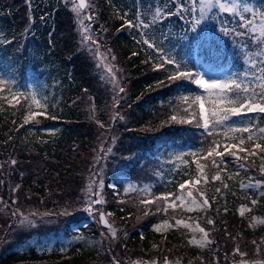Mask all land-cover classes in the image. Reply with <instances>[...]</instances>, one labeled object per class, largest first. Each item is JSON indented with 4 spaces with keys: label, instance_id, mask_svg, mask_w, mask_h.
<instances>
[{
    "label": "trees",
    "instance_id": "16d2710c",
    "mask_svg": "<svg viewBox=\"0 0 264 264\" xmlns=\"http://www.w3.org/2000/svg\"><path fill=\"white\" fill-rule=\"evenodd\" d=\"M260 3L264 10V2ZM95 4V17L107 29L100 43L125 66L130 97L126 120L112 128L109 136L117 169L100 177L104 189L113 182L117 190L108 189L105 208L116 219L133 218L124 243L135 256L163 259L180 254L205 264H231L227 260L230 243L243 251L250 250L256 238L264 241V224L253 223L264 210V191L243 187L264 182V152L254 151L256 145L264 146L260 131L264 113L246 112L247 93L233 89L234 104L243 105L241 127L226 136L219 131L207 133L200 111L204 91L194 80L207 70L229 72L241 65L242 57L236 52L231 55L236 48L230 39L213 44L201 38L192 26L191 0H95ZM30 7L23 0H0V74L9 72L22 87L0 90V164L7 165L0 169V197L10 201L13 186L20 185L40 200L58 196L62 202L74 190L81 192L83 174L88 173L84 165L101 132L92 105L106 121L103 108L108 99L93 57L78 52L76 23L61 0H33ZM158 8L163 9L160 18L153 14ZM165 30L168 34L161 39L159 33ZM30 44L41 56L33 65L47 69L56 86L37 117L30 116L26 66ZM176 65L181 72H191L192 78L171 80L178 74ZM174 144L191 148L180 166L167 159ZM226 146L236 152L235 158L227 154ZM212 149L225 155H210ZM11 160L17 162L15 167ZM217 174L220 179L214 180ZM195 178L200 180L194 190L200 205L190 208L191 201L180 204L177 198L176 206L167 209L164 198L178 197ZM127 182L132 185L128 192L123 189ZM241 206L246 208L240 212ZM177 219L200 221L210 228L213 241L205 246L189 242L190 233ZM80 232L85 236L64 249L9 245L0 250V264H85L100 255L102 245L96 229L82 227Z\"/></svg>",
    "mask_w": 264,
    "mask_h": 264
},
{
    "label": "rangeland",
    "instance_id": "374dc122",
    "mask_svg": "<svg viewBox=\"0 0 264 264\" xmlns=\"http://www.w3.org/2000/svg\"><path fill=\"white\" fill-rule=\"evenodd\" d=\"M191 1L193 4V0ZM261 1L264 2V0H195L194 4L196 11L193 12V20L194 22L200 20V24L196 25V28L201 38L205 36L206 39L203 40L213 44L215 41L219 43L220 41L224 42V39H230L232 48H236L230 52L231 55L236 52L237 56L242 57L241 65L229 72L221 71V69L218 71L207 70L201 72L197 78H203L209 82L220 80L222 83H228L230 88L233 86V82L240 84L241 90L239 93H247L245 98L248 102L243 104L244 107L251 102H264V96L261 95L264 92V10H262L263 7L260 9L262 6ZM210 3L213 4L211 8H209ZM23 4L31 9L30 6H32L33 0H23ZM61 4L65 6L64 8L66 11L68 10V13L72 14L71 17L76 23V34L80 43L78 52L93 57V61L102 75L100 86L108 99L106 108H103L106 121L100 119L97 115V109L92 105L93 119L101 126V132L97 135L93 147L90 148V161L88 159L84 165V170L88 173L83 174L84 184L81 192L74 190L72 194H69L68 200L62 202H60L58 196L57 198L55 196L52 199L40 200V198L20 189V185H14L10 201L3 200L0 197V250L7 248L9 245L18 248L32 246L41 250H50L54 247L64 249L85 236L84 232H80L81 228L84 227L85 229H96L99 232V243L102 245L100 249L102 252L99 251L100 255L96 259L85 262V264H205L199 259L192 260L180 254L171 257L167 255L163 259L159 257L143 258L135 256L127 250V245L124 243L125 232L127 229L131 230L134 226L133 218L125 217V219H122L121 216V219H116L105 208L109 201L106 196L108 195L107 191H110L108 189L117 190V187L110 182L107 189H104L105 181L100 177L102 175L105 177L107 172H114L117 169L116 165L114 166L111 154L114 141L113 143L112 140L109 142V136L112 135V128L115 129L117 125L123 123L124 119L126 120L127 105L130 103L125 66L122 65L114 51L100 43V39L103 40V35L107 32V29L95 17V11H97L95 0H88V4L84 9L79 6L77 0H61ZM221 4L233 8L234 11H224L220 8ZM245 7L251 11L244 12ZM257 9H260V11ZM162 11V8H158L153 14L156 18H160ZM201 11L204 13L203 19L200 17ZM241 17H243V21H241ZM31 18L32 13L30 11L26 15V22H30ZM238 23L241 26L237 25ZM145 26H148V24L145 23ZM167 34L168 30H165L161 31L159 36L164 39ZM256 37H260V39L257 40ZM26 51L28 54L26 66L31 89L29 104L33 107V113L30 116L37 117L42 114L47 105L46 99L49 95L50 97L53 95L56 86L51 81L47 69L36 68L33 65L34 62L41 60V56L36 55L35 46L28 45ZM16 82L15 77H12L9 72L0 74V90L4 88L3 90L8 92L20 91L22 87L17 85ZM197 86L204 91L202 103L204 112L209 115V126L205 128L207 133L219 131L226 136L232 130L241 127L239 113L243 105L238 107L234 104L233 91L228 92L227 98L221 101L219 97L225 93L219 90L209 91L199 85ZM121 88L123 92L120 91ZM243 89L247 91L245 92ZM20 94H17V96ZM36 100L40 101L39 105L35 103ZM87 104L91 105L92 103ZM221 108L224 110L236 108L238 112L236 114L229 112L228 119L222 120L223 112ZM213 112H216L217 115L213 116ZM214 121H219L216 127L212 126ZM189 150H191L189 146L180 148L178 144H174L170 151V157L167 159L175 166H180L186 162L185 155L188 154ZM6 167L7 165L0 164L1 170ZM12 167H15V165H12ZM29 167L32 170L34 166L30 165ZM199 182V178H195L187 184L178 197H168V202L165 205L167 209L176 206L177 198L180 204H187L191 201L188 205L190 208L199 206L200 204H197L194 197V190L198 187ZM101 183L103 184L102 187L100 186ZM252 183L264 191V182L253 181ZM89 188H91V192H89ZM123 189L128 192L132 189V185L127 182ZM189 191L192 192L191 197L187 195ZM97 200L102 201V203H95L94 201ZM244 208L246 207L241 206L239 211H244ZM103 213L106 214L111 223L108 231H104L101 225L100 220ZM144 219L142 217L139 221ZM21 221H24V223L21 224ZM256 222L264 224V210L253 221V223ZM177 223L184 226L190 233L189 242L205 246L213 241V233H210V228L200 221L192 222L186 219H177ZM200 229H204V232L207 233L206 237ZM229 247L232 250L227 260L231 264H264V241H260L258 238L254 239L253 247L250 250L241 251L238 247L233 249L231 243ZM243 256L245 257L242 258Z\"/></svg>",
    "mask_w": 264,
    "mask_h": 264
},
{
    "label": "snow or ice",
    "instance_id": "6c2138e0",
    "mask_svg": "<svg viewBox=\"0 0 264 264\" xmlns=\"http://www.w3.org/2000/svg\"><path fill=\"white\" fill-rule=\"evenodd\" d=\"M194 4H195V0H193V7L189 10L190 13L196 11ZM81 6H83V0H81ZM211 7H213V4L212 3L209 4V8H211ZM220 8L223 9L224 11H227V12H233L234 11L233 8L227 7L224 4H221L220 5ZM243 11L244 12H249L251 10L249 8L245 7L243 9ZM200 17H201V19L204 18L203 11L200 12ZM241 21H243V17H241ZM129 23H131V22H129ZM198 24H200V20H195V22L192 25L193 28H195L196 25H198ZM256 39L259 40L260 37H256ZM167 62L169 64H172L173 63V61H171V60H168ZM179 67H180L179 65H176V71H177L178 74L177 75H172L170 77L171 80L175 81V80H177L179 78H192V73L191 72H181V71H179ZM194 81H195V83L197 85H199V86H201V87H203V88H205V89H207L209 91H211V90H219L220 92L225 93L224 95H222V96L219 97V99L221 101L225 100L227 98V93L233 91V89L236 90L237 94H239V92L241 90L240 84H236L235 82H233V86L230 88V86H229L228 83H222L220 80H213V81L209 82L208 80H205L203 78H196ZM120 91L123 92V89L121 88ZM243 91L246 92L247 90L245 89ZM261 95L264 96V92H262ZM197 100H201V97H197ZM35 103L37 105H39L40 104V101L39 100H36ZM200 111L204 114L203 127L204 128H208V126H209V115L204 112L203 103H201V105H200ZM221 111L223 112V116L221 117L222 120H227L228 119V113L229 112L232 113V114H236L238 112V110L236 108H231V109H227V110H224L223 108H221ZM245 111L246 112L259 111L260 113H264V102H261V103H255V102L248 103L246 105ZM212 115L215 116V115H217V113L216 112H213ZM173 119H175V118H173ZM218 123H219V121H214L213 124H212V126L213 127H216ZM243 131L247 132L248 129L247 128H244ZM260 131H261V134L264 135V129H261ZM251 138L252 137L249 136V139H251ZM241 143H243V141H241ZM257 149L260 150V151H262V152H264V146H261V145L258 144V145H256L254 151L257 150ZM109 151H111V149H109ZM226 152H227V154L233 156V158L236 157V152L235 151H232V150H229L227 146H226ZM213 153L216 156H219L221 158H223V156L225 155V153L218 152L215 149H212L209 154L212 155ZM10 163L12 165H15L17 162L15 160H11ZM261 170L264 171V168H262ZM213 179L214 180H219L220 179L219 174H217L216 176H214ZM100 186L102 187L103 184L101 183ZM179 187L181 189H183L185 187V185L184 184H181ZM243 187H252V188H255L256 185L255 184L243 185ZM89 192H91V188H89ZM262 194H264V193H262ZM187 195L189 197H191L192 196V192L189 191L187 193ZM201 195H203V194H201ZM164 199L167 200L168 198L165 197ZM94 202L95 203H102V201H100V200H97V201H94ZM252 203L255 204L256 201H252ZM203 204L205 206L208 205L207 199H205L203 201ZM170 206H173V205H170ZM25 219H27V218H25ZM101 219H103V215H101ZM207 222H208V224H212L213 223V221L211 219H209ZM23 223H24V221H21V224H23ZM105 223H107V221H105ZM157 230H159V228H157ZM200 231L204 233V236L205 237L207 236V233L204 232V229H200ZM237 251H239V250L237 249ZM241 255H243V254L241 253Z\"/></svg>",
    "mask_w": 264,
    "mask_h": 264
},
{
    "label": "water",
    "instance_id": "95a60500",
    "mask_svg": "<svg viewBox=\"0 0 264 264\" xmlns=\"http://www.w3.org/2000/svg\"><path fill=\"white\" fill-rule=\"evenodd\" d=\"M79 6L84 9L86 8L87 4H88V0H83V6H81V0H77ZM103 215V219H101V225L105 228H110L111 227V223L109 222L107 216L105 213L101 214ZM105 221H107V223H105Z\"/></svg>",
    "mask_w": 264,
    "mask_h": 264
}]
</instances>
